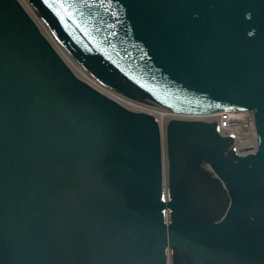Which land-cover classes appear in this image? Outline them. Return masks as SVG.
Instances as JSON below:
<instances>
[{"label":"water","instance_id":"1","mask_svg":"<svg viewBox=\"0 0 264 264\" xmlns=\"http://www.w3.org/2000/svg\"><path fill=\"white\" fill-rule=\"evenodd\" d=\"M28 1L119 93L252 110L257 149L237 153L216 121L171 120L166 200L157 118L78 78L0 0V264H166L167 247L174 264H264V0Z\"/></svg>","mask_w":264,"mask_h":264},{"label":"bare ground","instance_id":"2","mask_svg":"<svg viewBox=\"0 0 264 264\" xmlns=\"http://www.w3.org/2000/svg\"><path fill=\"white\" fill-rule=\"evenodd\" d=\"M26 13L29 17L38 25L41 32L46 36V38L51 42L54 49L58 52V54L62 57L65 63L70 67V69L75 73V75L95 88L96 90L104 93L111 99L118 102L120 105L124 106L131 112H143L147 114H152L155 116L159 121L158 127L160 131V145H161V154L163 160V168L165 172V179L163 176L162 180V187H163V194L165 193L166 197V190H167V170H168V160H167V152H166V139L165 137L169 133V124L171 120H190V119H201L209 122H217L218 124H222V133L224 136H233V140L235 142V148L238 146L244 152H251L257 149V131L254 129L255 118L253 117L255 114L251 111H235L234 109H227L226 112H215L212 114H179L168 109L150 104L141 100H134L129 98L128 96L122 95L112 88L105 85L103 82L99 81L94 75H92L87 69H85L77 60L73 58L71 52L63 47V45L56 40L49 30V27L44 20L38 14V11L33 7V5L28 0H18ZM251 121V125L249 128L245 126L246 120ZM225 123V124H224ZM167 129V132H166ZM246 133V135H245ZM206 162V160H203ZM206 169L214 172V169L209 165L205 164ZM164 197V196H163ZM167 200V199H166ZM164 224L169 225L172 220V216H169L168 210L164 207ZM173 246V245H172ZM173 248V247H172ZM166 264H174V250L171 251L170 248L167 247L166 249Z\"/></svg>","mask_w":264,"mask_h":264},{"label":"rangeland","instance_id":"3","mask_svg":"<svg viewBox=\"0 0 264 264\" xmlns=\"http://www.w3.org/2000/svg\"><path fill=\"white\" fill-rule=\"evenodd\" d=\"M248 123H249V121L245 122V125L248 124ZM249 126H252V125H248L247 128H249Z\"/></svg>","mask_w":264,"mask_h":264}]
</instances>
